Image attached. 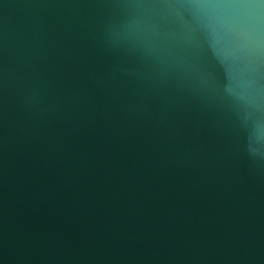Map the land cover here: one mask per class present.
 <instances>
[{"label":"water","instance_id":"95a60500","mask_svg":"<svg viewBox=\"0 0 264 264\" xmlns=\"http://www.w3.org/2000/svg\"><path fill=\"white\" fill-rule=\"evenodd\" d=\"M0 264H264V0H0Z\"/></svg>","mask_w":264,"mask_h":264}]
</instances>
